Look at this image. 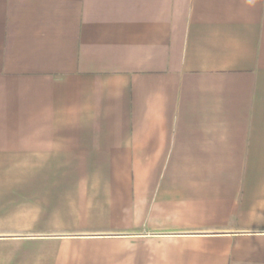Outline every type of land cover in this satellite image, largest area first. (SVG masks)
<instances>
[{
  "label": "crops",
  "instance_id": "crops-1",
  "mask_svg": "<svg viewBox=\"0 0 264 264\" xmlns=\"http://www.w3.org/2000/svg\"><path fill=\"white\" fill-rule=\"evenodd\" d=\"M0 264H264V0H0Z\"/></svg>",
  "mask_w": 264,
  "mask_h": 264
}]
</instances>
